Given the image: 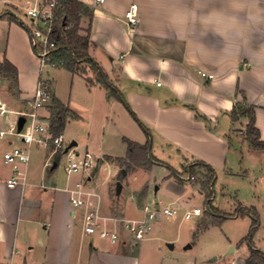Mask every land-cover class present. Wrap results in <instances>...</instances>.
<instances>
[{
	"label": "crops",
	"instance_id": "crops-1",
	"mask_svg": "<svg viewBox=\"0 0 264 264\" xmlns=\"http://www.w3.org/2000/svg\"><path fill=\"white\" fill-rule=\"evenodd\" d=\"M76 1L93 11L91 22L88 18L81 21V34L89 27L90 58L148 129L149 137L122 102L110 97L103 86L91 85L81 74L63 67L40 69L26 29L17 21L0 18V62L5 59L17 72L16 77L0 74L12 82L11 87L8 81L9 93L3 92L5 95L0 98L9 109L8 113L15 115L18 111H29L36 86L40 81L47 82L53 99L76 115V118L66 119L61 132L64 145L74 146L79 152H90L99 163L90 173H64L62 178L57 170L58 161L64 159L61 151L53 154L52 146L47 149L33 146L34 153L30 152L27 165L21 167L25 173L24 183L9 188L7 181L13 170L4 165L3 153L21 143L16 137H0V264H207L203 257L194 258L187 251L195 247L194 242L209 226L220 225L226 220L212 223L209 214L187 219L190 221L194 217L197 221L195 227L188 228L190 238L179 245L177 253L175 248L181 240L179 226L182 220L186 221L183 214H180V220L174 219L177 215L158 216L148 239L140 244L125 238L117 245H111L84 234L85 207H72L70 191L95 194L84 199L92 204L99 200L102 211L106 210L112 197L119 202L118 212L113 214L133 219L143 217L142 205L150 201V197L154 196L157 203L160 201L156 195L161 187L166 206L180 209L179 204L185 205L183 199L187 191L180 181L170 176L166 166L176 169L157 157L154 158L165 166L147 163L140 150L128 159L125 139L143 146L149 138L150 153L156 147L171 150L168 157L174 152L184 165L201 161L218 171L228 167V160L233 161L230 152H233L236 140L239 148H246L243 158L259 167L264 175V152L253 150L243 138L233 136L235 131H243L246 121L232 124L229 115L234 103L242 99L247 105L254 106L255 127L264 140V99L253 98L250 82L244 75L220 91L215 102L211 96L205 99L196 95L199 91L197 81L174 63L180 58L179 53L174 54L163 44H157V50L162 58L169 59L175 76L166 74L169 64L154 62V66L145 69V65L132 60L133 56H142L149 51L153 43L139 18L133 29L125 25V12L132 4L138 6L140 0H104L95 5L94 0ZM34 3L35 0H0V11H9L27 23L19 12L23 13ZM202 85L208 88L210 81L204 79ZM13 104H17L15 108H12ZM51 104L38 111L43 122L50 120ZM7 123L8 126L13 124L9 119ZM110 138L116 147L107 144ZM124 165L130 170L124 169ZM158 166L164 169V174L161 185L152 191L151 184L156 180H151L150 184L148 172ZM134 181L136 183L132 184ZM117 183L121 186L119 192ZM142 189H145L144 193L137 197ZM166 193L174 199L168 200ZM248 257H224L221 262L246 264Z\"/></svg>",
	"mask_w": 264,
	"mask_h": 264
},
{
	"label": "clouds",
	"instance_id": "clouds-1",
	"mask_svg": "<svg viewBox=\"0 0 264 264\" xmlns=\"http://www.w3.org/2000/svg\"><path fill=\"white\" fill-rule=\"evenodd\" d=\"M137 15L153 38L149 51L131 58L145 69L165 63L166 74L176 75L159 55L156 46L163 44L179 53L174 63L197 81L196 95L215 102L244 75L253 98L264 99V0H140ZM204 79L210 87H203Z\"/></svg>",
	"mask_w": 264,
	"mask_h": 264
},
{
	"label": "built area",
	"instance_id": "built-area-1",
	"mask_svg": "<svg viewBox=\"0 0 264 264\" xmlns=\"http://www.w3.org/2000/svg\"><path fill=\"white\" fill-rule=\"evenodd\" d=\"M104 0H94V5L103 3ZM60 0H35L34 5L23 11V16L27 23L23 24L30 38L31 47L34 55L39 61L40 69L45 67H57L55 64H48L47 59L51 50L56 48L52 38L53 21L55 10L59 7ZM138 24L137 6L132 4L125 12V25L128 29H133ZM159 85V84H158ZM53 94L49 84L40 81L36 86L32 100L31 109L25 112H16V121L8 126L6 131L0 132V137L5 135L18 138L20 146H13L10 150L3 153V163L12 168V176L7 181L9 188H14L18 184H23L25 173L21 169L26 166L30 149L33 146L50 148L52 153L61 151L64 157L63 169L67 175L76 173H90L98 163V159L88 151L79 152L74 146H65L62 133L54 136L49 129V122L40 120L39 109L52 103ZM8 110L6 105L0 101V117L6 115ZM23 117L24 122L18 129V118ZM244 131V129H243ZM190 179H193L191 177ZM96 196L95 194L85 193L81 190L70 191V203L73 208L85 207L83 214L84 234L89 237H96L107 241L111 245H117L127 238L133 244H140L147 240L153 230L158 216H176L179 214L177 208L171 206L160 207L155 200L145 203L142 207L143 217L139 219L126 218L117 215H104L100 209L99 200L96 204L88 203L84 197ZM202 209L196 207L191 211H186L184 219L192 216L202 215ZM205 211H208L206 209Z\"/></svg>",
	"mask_w": 264,
	"mask_h": 264
},
{
	"label": "rangeland",
	"instance_id": "rangeland-1",
	"mask_svg": "<svg viewBox=\"0 0 264 264\" xmlns=\"http://www.w3.org/2000/svg\"><path fill=\"white\" fill-rule=\"evenodd\" d=\"M21 17L26 21V18L23 16L22 12H19ZM8 79L4 76L0 75V98H3L2 95L3 92H8ZM11 85V81H9ZM12 87V85H11ZM9 95V94H8ZM10 102H14L12 98L10 99ZM16 103V102H15ZM5 104V103H4ZM6 105V104H5ZM17 104H13L12 108H15ZM7 108V106H6ZM7 110H9L7 108ZM19 112V111H18ZM18 116L12 115L7 113L6 115L0 117V125L1 129L0 131H6L8 129V119L14 123L16 121ZM5 122V123H4ZM235 137L237 139L243 138L244 131H235L234 132ZM234 137V139H236ZM111 138L107 141V144L110 146L116 147L115 143L110 141ZM110 141V142H109ZM233 154H230L233 156V161L230 162L228 160V167L225 170H215V180L212 185L211 191L210 189L204 188V181H206L204 177V169L195 167L193 172L194 176L193 179H187L183 180L181 183L183 187L186 189V195L183 199L185 205L182 203L179 204L180 209H178L179 214L176 216L177 220L181 219L180 214H184L187 210L191 211L193 208L198 207L202 209V217L206 216L207 209L206 203H205V197L207 194L211 193L212 195V204L215 207H218L222 211L225 212H233L237 207H247V208H254L258 214L259 217V226L256 231V233L253 236V245L258 250L262 251V254H264V175L260 171L259 167L253 166L248 160L243 158V154L246 151L245 147L239 148L236 140L233 142ZM34 151V148H31L30 152L32 153ZM34 153V152H33ZM169 153H171V150H165L160 148H154L153 151L150 153H147L145 156V161H149V163H153L151 161V156L164 159L167 161L173 168L177 170V172L183 174L184 176H187L188 174V168H186V165L182 163V160L180 157L174 152H172V156H169ZM170 158V159H169ZM242 160V161H241ZM239 161L241 163H239ZM134 162V161H133ZM132 162V164H133ZM99 163H97L98 166ZM64 165V159H60L57 163V170L60 173V176L64 178L65 171L63 169ZM96 166V167H97ZM124 169H127V166L124 165ZM164 174V169L162 167H154L150 172H148V176L151 180L155 179L156 183L151 184L152 191L154 188L158 185H161V178ZM129 178V176H127ZM126 177V179H128ZM130 178H132L130 176ZM129 178V179H130ZM142 179V177H141ZM136 183L135 181L132 182V184ZM145 189L140 190V194H137L136 196L140 197L141 194H143ZM163 187H161V190L156 195V198H158L160 201H158V205L160 207H164L167 204L163 201V198L161 195L163 194ZM166 197L168 200L174 199L173 196L170 193H166ZM154 200V196L151 198V202ZM146 203V202H145ZM142 207L144 206V204ZM118 205L119 202L117 200H114V198H110L109 204H106V210L102 211V214L104 215H114L113 213L118 212ZM176 208V207H175ZM197 221V218H192L190 221L188 220H182L181 224L179 226L181 234L180 241L177 242L175 253L179 250V245L185 242L184 240H187L190 238V235L188 234V228L194 226ZM178 224V221L175 225ZM251 224V218L246 216H237L235 218H230L224 221L220 225H211L209 226L206 231H204L199 239L196 240V245L191 250H188L187 253L190 256H193L194 258H200L203 257L206 260L207 264H222L221 262L224 257L231 258V257H242V256H248L250 253L249 247L245 243H240L239 247L236 252H230V247L237 248V243L240 242L241 239H243L249 232ZM192 225V226H191ZM175 229V228H174ZM175 234V230H173ZM173 244V243H170ZM186 243H184L185 245ZM229 244H232L231 246ZM183 245V247H184ZM225 253L228 255L224 256ZM264 264V263H262Z\"/></svg>",
	"mask_w": 264,
	"mask_h": 264
},
{
	"label": "trees",
	"instance_id": "trees-1",
	"mask_svg": "<svg viewBox=\"0 0 264 264\" xmlns=\"http://www.w3.org/2000/svg\"><path fill=\"white\" fill-rule=\"evenodd\" d=\"M55 19L53 21V34L51 40L56 44V48L49 53L47 63L55 64L57 67H63L72 73L81 74L86 81L91 85L99 84L108 90V95L114 97L125 106L126 110L133 118V120L140 126V128L148 135L149 131L144 124L138 119L134 111L125 102L122 95L117 91L113 84L109 81L107 75L89 56L88 50L90 47L89 27L85 30V34H81V21L83 18H88L91 22L93 11L87 5L76 0H60L59 7L55 10ZM7 17L9 20L17 21L23 28L26 29L23 22H21L13 13L9 11H0V18ZM8 73L16 77L17 72L15 68L5 59L0 62V74ZM232 124L240 123L242 120L246 121L244 127L243 140L250 148L256 151L264 152V140H261L258 129L255 127V107L247 105L242 99L234 103L230 113ZM76 118V115L70 111L68 107L53 99L51 104V117L49 120V129L51 133L56 136L62 132L67 118ZM228 141L230 139L228 138ZM128 146L127 158L132 159L134 152L140 150L145 156L150 152L151 143L148 138L146 144L140 146L129 140H124ZM152 162H157L164 165L163 162L150 157ZM149 163V161H146ZM165 166V165H164ZM195 167L204 169V188L210 189L215 180V170L201 161L191 162L186 165L187 176L177 172L169 166L166 168L170 176L178 181L190 179L194 176L193 170ZM212 195L207 194L205 197L207 214L212 216V223L222 222L224 220L235 218L237 216L248 215L251 218V224L248 234L240 241L249 247V257L246 264H262L264 263V254L253 245V236L259 226V217L254 208L237 207L232 213H223L212 205Z\"/></svg>",
	"mask_w": 264,
	"mask_h": 264
},
{
	"label": "water",
	"instance_id": "water-1",
	"mask_svg": "<svg viewBox=\"0 0 264 264\" xmlns=\"http://www.w3.org/2000/svg\"><path fill=\"white\" fill-rule=\"evenodd\" d=\"M23 122H24V118H23V117H19V118H18V129L21 128ZM120 188H121L120 183H117V192L120 191ZM156 189H157V187H155V190H156ZM233 251H234V247L231 246V247H230V252H233Z\"/></svg>",
	"mask_w": 264,
	"mask_h": 264
}]
</instances>
